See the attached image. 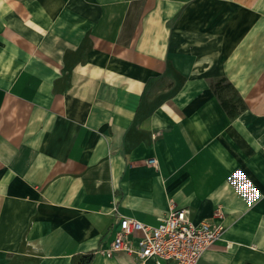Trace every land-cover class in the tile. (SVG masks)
<instances>
[{"label": "crops", "instance_id": "0c3cea01", "mask_svg": "<svg viewBox=\"0 0 264 264\" xmlns=\"http://www.w3.org/2000/svg\"><path fill=\"white\" fill-rule=\"evenodd\" d=\"M171 208L264 264V0H0V264H135Z\"/></svg>", "mask_w": 264, "mask_h": 264}, {"label": "built area", "instance_id": "2783aa9c", "mask_svg": "<svg viewBox=\"0 0 264 264\" xmlns=\"http://www.w3.org/2000/svg\"><path fill=\"white\" fill-rule=\"evenodd\" d=\"M156 160L151 159L150 165ZM220 212L212 219L193 223L188 212L182 208H171L156 224H144L134 218H118L112 229V241L106 255L124 253L136 259L135 264H199L212 244L218 241L224 231Z\"/></svg>", "mask_w": 264, "mask_h": 264}, {"label": "rangeland", "instance_id": "374dc122", "mask_svg": "<svg viewBox=\"0 0 264 264\" xmlns=\"http://www.w3.org/2000/svg\"><path fill=\"white\" fill-rule=\"evenodd\" d=\"M221 92H222V94H223V95H225V96H227V95H230V94H231V93H230V92H231V90H230L229 88H228V89H223ZM216 211H217V212H220V211H219V209H217V210H215V212H214V213H216ZM220 214H221V212H220ZM221 216H222V214H221ZM215 218H216V217H215ZM221 218H222V217H221ZM216 219H218V220H219L220 218H216ZM217 222H218V221H217ZM219 223H220V222H219ZM221 225H222V224H221ZM222 226H223V225H222ZM224 229H225V228H224ZM223 232H224V231H223ZM222 234H223V233H222ZM205 251H206V250H205Z\"/></svg>", "mask_w": 264, "mask_h": 264}, {"label": "trees", "instance_id": "16d2710c", "mask_svg": "<svg viewBox=\"0 0 264 264\" xmlns=\"http://www.w3.org/2000/svg\"><path fill=\"white\" fill-rule=\"evenodd\" d=\"M214 89H215V86H214ZM220 97V96H219ZM221 101V104L223 105V107L225 108V111L227 112V115L230 117V118H233L236 114H233V112L229 111L227 108H226V104H224L223 100L220 99Z\"/></svg>", "mask_w": 264, "mask_h": 264}]
</instances>
